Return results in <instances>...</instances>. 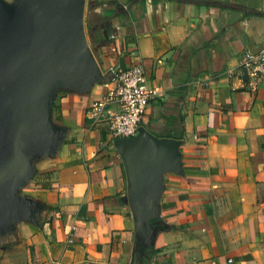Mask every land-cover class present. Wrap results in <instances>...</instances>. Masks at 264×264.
Masks as SVG:
<instances>
[{"label":"crops","instance_id":"0c3cea01","mask_svg":"<svg viewBox=\"0 0 264 264\" xmlns=\"http://www.w3.org/2000/svg\"><path fill=\"white\" fill-rule=\"evenodd\" d=\"M84 26L101 79L56 92L64 138L20 188L43 209L15 223L0 264H264V77L239 67L264 45V0H86ZM133 63L156 90L135 135L178 141L154 208L131 195L122 138L85 118Z\"/></svg>","mask_w":264,"mask_h":264},{"label":"water","instance_id":"95a60500","mask_svg":"<svg viewBox=\"0 0 264 264\" xmlns=\"http://www.w3.org/2000/svg\"><path fill=\"white\" fill-rule=\"evenodd\" d=\"M85 2L0 0V244L15 223H37L43 209L20 188L34 174L33 161L54 155L64 138L51 115L56 92L87 93L101 79L84 29ZM177 145L145 130L116 141L132 196L148 193L154 208L161 169L177 166Z\"/></svg>","mask_w":264,"mask_h":264},{"label":"built area","instance_id":"2783aa9c","mask_svg":"<svg viewBox=\"0 0 264 264\" xmlns=\"http://www.w3.org/2000/svg\"><path fill=\"white\" fill-rule=\"evenodd\" d=\"M241 71L255 82L264 77V45L256 49H246L240 59ZM104 93L92 99L85 118L91 125L104 123L113 137H132L145 114L156 90L148 85L143 65L130 64L115 71L103 84ZM115 107L110 111V107Z\"/></svg>","mask_w":264,"mask_h":264},{"label":"rangeland","instance_id":"374dc122","mask_svg":"<svg viewBox=\"0 0 264 264\" xmlns=\"http://www.w3.org/2000/svg\"><path fill=\"white\" fill-rule=\"evenodd\" d=\"M6 1H12V0H6ZM86 13V2H85V9H84V14ZM85 27V26H84ZM85 29V33H86V37H87V41H88V43H89V46H90V41H89V37H88V31H87V29L86 28H84ZM90 48H91V46H90ZM92 49V48H91ZM54 121V120H53ZM21 191V193L23 192V190L21 189L20 190Z\"/></svg>","mask_w":264,"mask_h":264}]
</instances>
